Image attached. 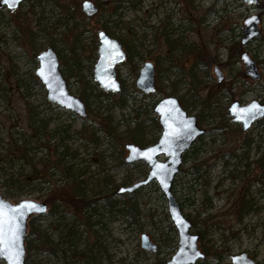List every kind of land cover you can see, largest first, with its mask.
Segmentation results:
<instances>
[{
  "label": "rangeland",
  "instance_id": "rangeland-1",
  "mask_svg": "<svg viewBox=\"0 0 264 264\" xmlns=\"http://www.w3.org/2000/svg\"><path fill=\"white\" fill-rule=\"evenodd\" d=\"M82 1L24 0L15 9L0 4L1 195L12 203L47 202L52 190L69 187L74 178L95 201L100 216L94 220L101 219L100 225L86 228L72 206L59 204L56 215H50L49 205L48 213L35 216V224L62 250L55 255L27 252L26 264H166L176 253L178 235L171 230L174 225L158 182L130 196L118 192L147 177L150 167L144 161L127 163L125 147L131 142L129 131L138 123L148 145L159 139L153 109L167 94L182 98L184 108L197 115L207 131L186 153L173 191L193 222L192 231L202 235L200 248L230 254L218 259L210 253L197 264H231V257L243 252L264 264V170L258 166L264 158V120L244 131L228 111L234 101L264 103V17L261 36L242 50L258 62L261 79L252 80L242 60L227 62L229 47L242 39L245 18L264 14V0L257 6L241 0H90L101 5L92 19L82 12ZM100 29L135 53L117 68L125 89L121 93L102 94L93 78ZM50 45L61 50L67 65L74 63L72 52L81 61V70L69 78V88L85 97L86 119L51 104L44 87L34 80L37 55ZM147 61L157 67L161 93L146 95L136 87ZM216 66L223 72L221 82ZM61 69L69 74L62 61ZM65 146L64 162L72 167L71 176L43 166ZM25 147L33 165L23 158ZM36 172L45 178H37ZM127 197L137 202L135 218L118 213ZM247 199L254 200L248 214L243 211ZM142 234L157 244L156 251L141 247ZM0 264L7 262L0 258Z\"/></svg>",
  "mask_w": 264,
  "mask_h": 264
},
{
  "label": "water",
  "instance_id": "water-1",
  "mask_svg": "<svg viewBox=\"0 0 264 264\" xmlns=\"http://www.w3.org/2000/svg\"><path fill=\"white\" fill-rule=\"evenodd\" d=\"M21 1L7 0L5 2V0H1L0 4L15 9ZM242 1L247 4H255L258 0H252L251 3L249 0ZM81 8L87 17H92L99 12L98 6L90 0H83ZM260 21V16L256 14L245 19L244 34L241 40L243 45H247L259 35ZM98 39V58L94 65V80L103 91L120 93L122 84L117 77L116 67L126 61L127 54L123 49L122 42L109 36L106 31L101 30ZM37 59L39 65L35 74L44 85L47 100L83 118L88 117L84 101L69 90L65 76L60 69L59 54L54 46L51 45L42 50L37 55ZM241 59L247 68L246 74L254 81L259 80L261 72L256 60L247 51L241 54ZM214 72L218 82H221L223 72L217 66L214 68ZM136 86L145 94L157 91L156 70L152 62L144 64L136 80ZM228 110L233 116V120L240 123L245 131L249 130L257 120L264 118V103L258 100H253L245 105L234 101ZM154 112L162 127V133L157 142L144 148L134 143L126 144L128 151L126 162L144 161L150 167V171L145 179L129 186H122L118 192L133 193L153 181L158 182L167 200L168 212L179 239L176 253L166 264H196L206 256L199 247V234L192 233L193 223L183 213L181 204L173 192V183L181 171L184 154L197 138L206 133V130L199 126L197 115H189L177 96L163 97L155 105ZM161 155L166 156L167 159L160 160ZM47 211L48 204L45 201L26 199L12 203L3 198L0 192V220L3 221L2 228H0V258H3L7 264H25L28 222L32 216L42 215ZM13 234L15 242L14 247H11ZM141 247L149 251L157 250V244L147 234L141 235ZM231 261L232 264H256V261L246 252L233 255Z\"/></svg>",
  "mask_w": 264,
  "mask_h": 264
},
{
  "label": "trees",
  "instance_id": "trees-1",
  "mask_svg": "<svg viewBox=\"0 0 264 264\" xmlns=\"http://www.w3.org/2000/svg\"><path fill=\"white\" fill-rule=\"evenodd\" d=\"M74 2L78 3L80 0H73ZM101 6V5H100ZM10 20V19H9ZM8 20V21H9ZM80 35L81 33H78L76 35V42L80 41ZM167 41L169 43H173L172 41H170L169 38H167ZM177 43V42H175ZM172 44V51H175V47L176 44ZM53 44V43H52ZM97 44L95 45L94 48V52H93V56L96 57V52H97ZM124 45L126 47H129L126 45V43H124ZM243 50V45L241 44V42L235 43L232 46L229 47V57H228V63H231L233 61V58L235 59V61H239L241 60V53ZM59 52V56H60V60L63 62V64L66 66L67 70L69 71L68 75H65L68 86H69V78L72 75H76L78 74V72L81 70V61L80 59L77 57L76 52H72V59L74 60L73 64H66V60L64 59L63 55L61 54V50H58ZM36 54V52H35ZM128 54H129V59H133L135 56V53L133 51H131L128 48ZM236 57V58H235ZM63 74L64 71L63 69H61ZM35 82L38 85L43 86L37 79L36 77H34ZM125 89H123L124 91ZM163 88L162 85H158L157 88V92L161 93L163 92ZM104 95H109L110 93H106V92H101ZM84 95V94H82ZM170 95V94H167ZM82 98L85 99L84 96H82ZM182 100V98H181ZM122 104L120 105H124V99H121ZM183 101V100H182ZM153 123L154 126L156 127V129L158 131H160V126H159V122H158V117L154 116L153 117ZM202 121V117L200 118V122ZM43 130L46 129V127H42ZM142 131V123H138L131 131H129V137L128 140L135 143L136 145H139L141 147L147 146V142L145 141V137L143 135ZM41 144V143H40ZM29 149H27L26 147L24 148V152H23V158L25 159L26 162H28L30 165H33L32 161L30 160L29 156ZM67 153V147L65 146V149L63 152H61V155H59L54 161H49L46 162L43 166L45 169H55V171L59 172H64L66 176H71L72 175V167L70 165H66V163L64 162V157L66 156ZM65 166V167H64ZM258 166L263 169L264 168V158H261L258 160ZM60 167H63L60 170ZM44 169V170H45ZM47 169V170H48ZM45 170V171H47ZM184 171L183 167L181 169V172ZM49 172V171H47ZM37 178L42 177V174L40 172H36L34 174ZM45 178V177H42ZM72 181L68 184L69 187L67 188H55V190L51 192V194L49 195L48 199H47V203L50 205V215H56L58 209L57 206L59 204H68L70 206H72L75 209V212L78 213L81 217V219H79V223L82 226H85L86 228L92 227V226H96V225H100L101 224V219L98 218L97 220H94L95 217L100 216L99 213L97 212L96 206H94L93 204L95 203V201H92L91 199L88 198V196L85 195V193L82 191L79 182L76 181L74 178H71ZM14 185L16 180L11 179L10 180ZM26 182H28V180H26ZM135 193V192H134ZM134 193L128 194L127 195H133ZM10 195V194H9ZM182 206V203H181ZM183 207V206H182ZM119 214L124 215L125 217H132L135 218L138 215V206H137V202L134 201L132 199V197H127V199H125L123 206L118 210ZM37 217L33 216L30 220L29 223V229H28V233H27V252L30 256V254L32 252H37V253H52L53 255H55L57 253V251H61L62 249L60 248V243L58 241H55L52 236L45 230L43 229L41 226L36 225L35 224V219ZM172 231H175L174 227H171ZM177 233V232H176ZM207 248V247H205ZM207 250L211 253H214L213 248H207ZM225 253V256H228L230 254H228L227 252H222ZM222 255V254H221ZM27 261V260H26Z\"/></svg>",
  "mask_w": 264,
  "mask_h": 264
},
{
  "label": "flooded vegetation",
  "instance_id": "flooded-vegetation-1",
  "mask_svg": "<svg viewBox=\"0 0 264 264\" xmlns=\"http://www.w3.org/2000/svg\"><path fill=\"white\" fill-rule=\"evenodd\" d=\"M1 1V0H0ZM24 0H22L21 2H20V4L23 2ZM241 2L243 3V4H247V3H245V2H243L242 0H241ZM259 3H261V0H258L257 1V3H255V4H248V5H255V6H257ZM19 4V5H20ZM18 5V6H19ZM80 6H81V3H80ZM98 6V8H99V12H100V6L99 5H97ZM260 7H262V9H263V12H264V3H262V6L260 5ZM82 9V8H81ZM83 12V11H82ZM99 12L96 14V15H94V16H92V17H88V18H95L98 14H99ZM256 15H259L260 16V18H261V21H260V23H259V28H260V32H259V35L257 36V37H255L252 41H254L255 39H257L259 36H261V23H262V19H263V17H264V14L262 13V14H259V13H255ZM252 15H254V14H252ZM86 16V15H85ZM246 19V18H245ZM245 21V20H244ZM245 23L243 22V25H244ZM101 30H104V29H100L99 31H98V34H99V32L101 31ZM104 31H106V30H104ZM107 32V31H106ZM107 34L109 35V36H111V37H113V38H116V39H118L119 41H121L122 42V45H123V49L125 50V52H126V54H127V59H126V61L125 62H127V61H129L130 59H129V54H128V51H127V49H126V47H125V45H124V42L121 40V39H119V38H117V37H114L113 35H111L110 33H108L107 32ZM243 34H244V28H243ZM243 37V36H242ZM242 40V39H241ZM241 40H240V42H241ZM251 41V42H252ZM250 42V43H251ZM241 44H242V42H241ZM249 44V43H248ZM247 44V45H248ZM98 45H99V39H98V44H97V52H96V57L98 58ZM243 45V44H242ZM247 45H244V46H247ZM252 57V56H251ZM97 60V59H96ZM61 61V60H60ZM96 62V61H95ZM125 62H122V63H120V64H118L117 65V67H116V71H117V77L119 78V75H118V70H117V68H118V66H120L121 64H123V63H125ZM147 62H150V61H147ZM257 62V61H256ZM146 63V62H145ZM144 63V64H145ZM153 63V62H152ZM154 64V63H153ZM94 65H95V63H94ZM257 65H258V69H259V71L261 72V70H260V68H259V64H258V62H257ZM144 66V65H143ZM142 66V67H143ZM154 66H155V64H154ZM142 69V68H141ZM140 69V70H141ZM155 70H156V74H157V67L155 66ZM93 72H94V67H93ZM140 73V72H139ZM139 76V75H138ZM261 77H262V73H261ZM138 78V77H137ZM261 79V78H260ZM259 79V80H260ZM120 80V79H119ZM259 80H257V81H259ZM121 81V80H120ZM121 84H122V91H123V89H124V85H123V83L121 82ZM135 84H136V82H135ZM156 84H157V80H156ZM157 88H158V84H157ZM121 91V92H122ZM105 92V91H104ZM120 92V93H121ZM157 92V91H156ZM155 92V93H156ZM152 94H154V93H152ZM149 95H151V94H149ZM180 99V98H179ZM181 101V100H180ZM181 104H182V102H181ZM229 108V107H228ZM229 111V110H228ZM230 113V112H229ZM264 120V118H262V119H259V120H257L253 125H252V127L255 125V124H257V123H262V121ZM198 124H199V117H198ZM242 126V125H241ZM251 127V128H252ZM206 133H207V131H206ZM205 133V134H206ZM204 134V135H205ZM203 135V136H204ZM201 138H202V136H200L199 138H197L195 141H194V143L192 144V146L190 147V149H188L187 151H191V150H193L194 149V147L196 146V144H198V142L201 140ZM126 151H127V149H126ZM127 155H128V151H127ZM262 170H264V168L262 169ZM234 179H237V173H235V175H234ZM263 180V179H262ZM254 200L253 199H251V200H249V199H247V202H244L243 203V211H245V212H247V214H248V212L250 213V212H253V210H254ZM193 223V222H192ZM192 229H193V227H192ZM237 229V228H236ZM192 231V230H191ZM192 233H194L193 231H192ZM197 234H199V233H197ZM199 236H200V238H199V242L201 241V238H202V235L201 234H199ZM236 238H237V232H236ZM199 247H200V244H199ZM158 248V247H157ZM201 249V248H200ZM201 251L203 252V253H205V258L204 259H201V260H199V261H197V263H199V262H201V261H204L205 259H208V258H210L211 257V255H210V253L211 252H209L208 250H207V248H205V251H203L202 249H201ZM214 251V250H213ZM223 252V250H221V251H217V252H214V253H211V254H216L217 255V257H218V259H222L223 257H224V253H222ZM248 253V252H247ZM222 254V255H221ZM235 255H237V253L235 254ZM248 256L249 257H251L252 259H254L255 261H256V264H260V262H258L257 260H256V258H253L249 253H248ZM196 263V264H197ZM232 264V263H231Z\"/></svg>",
  "mask_w": 264,
  "mask_h": 264
},
{
  "label": "snow or ice",
  "instance_id": "snow-or-ice-1",
  "mask_svg": "<svg viewBox=\"0 0 264 264\" xmlns=\"http://www.w3.org/2000/svg\"><path fill=\"white\" fill-rule=\"evenodd\" d=\"M5 2H7V0H5ZM249 2L251 3L252 2V0H249ZM26 203H31V202H26ZM32 206L33 207H35V205L34 204H32ZM2 223H3V221L2 220H0V228H2ZM14 242H15V235L13 234V237H12V242H11V247H14Z\"/></svg>",
  "mask_w": 264,
  "mask_h": 264
}]
</instances>
